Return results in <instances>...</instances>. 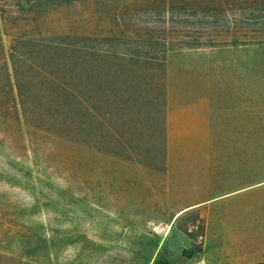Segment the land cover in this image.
Here are the masks:
<instances>
[{"label": "rangeland", "instance_id": "obj_1", "mask_svg": "<svg viewBox=\"0 0 264 264\" xmlns=\"http://www.w3.org/2000/svg\"><path fill=\"white\" fill-rule=\"evenodd\" d=\"M27 37L59 61L62 47H88L100 76L159 89L165 129L142 114L139 145L104 133L86 149L31 134L13 106V66L35 56ZM0 253V264L263 260L264 0H0Z\"/></svg>", "mask_w": 264, "mask_h": 264}, {"label": "trees", "instance_id": "obj_2", "mask_svg": "<svg viewBox=\"0 0 264 264\" xmlns=\"http://www.w3.org/2000/svg\"><path fill=\"white\" fill-rule=\"evenodd\" d=\"M27 39L29 45H24L22 50L27 49L35 56L28 66L22 63L19 68L13 66L16 72L13 106L16 117L30 128L31 134L45 133L65 141L72 149H86L97 148L99 137L104 133L108 135L109 145L114 142L122 147L139 145L144 132L138 129L143 127L141 118L144 116L150 126L165 129V101L159 89H138L127 76L122 80H113L107 72L100 76L88 47H62L66 53L64 60L59 61L54 52L57 46L31 37ZM44 60L50 66L42 67L40 64ZM26 67L38 73L33 76L29 72L32 70ZM100 79L106 81L102 83ZM145 99L149 105L141 113L146 107ZM151 143L154 159L150 162L142 158L135 160L153 165L164 160V157H157V153L165 150L166 134L158 135ZM1 257L7 255L0 253ZM257 264H264V259Z\"/></svg>", "mask_w": 264, "mask_h": 264}, {"label": "crops", "instance_id": "obj_3", "mask_svg": "<svg viewBox=\"0 0 264 264\" xmlns=\"http://www.w3.org/2000/svg\"><path fill=\"white\" fill-rule=\"evenodd\" d=\"M203 192H205V191H203ZM189 198H190V196H189ZM201 203H203V201H201V200H195V199L194 200H189V201H187L185 204H183L180 207L179 212L184 210V209H189V208H193V207L199 206V205H201Z\"/></svg>", "mask_w": 264, "mask_h": 264}, {"label": "built area", "instance_id": "obj_4", "mask_svg": "<svg viewBox=\"0 0 264 264\" xmlns=\"http://www.w3.org/2000/svg\"><path fill=\"white\" fill-rule=\"evenodd\" d=\"M194 264H210V263L206 261L204 257L197 256L194 258Z\"/></svg>", "mask_w": 264, "mask_h": 264}]
</instances>
